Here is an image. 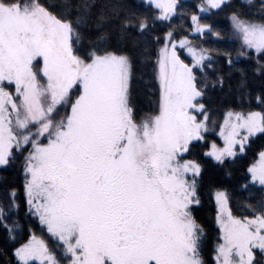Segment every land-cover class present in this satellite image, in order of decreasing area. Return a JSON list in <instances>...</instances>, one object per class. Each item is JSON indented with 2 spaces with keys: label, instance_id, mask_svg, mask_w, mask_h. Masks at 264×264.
I'll return each mask as SVG.
<instances>
[{
  "label": "snow or ice",
  "instance_id": "6c2138e0",
  "mask_svg": "<svg viewBox=\"0 0 264 264\" xmlns=\"http://www.w3.org/2000/svg\"><path fill=\"white\" fill-rule=\"evenodd\" d=\"M0 170L6 264H264V0H0Z\"/></svg>",
  "mask_w": 264,
  "mask_h": 264
},
{
  "label": "trees",
  "instance_id": "16d2710c",
  "mask_svg": "<svg viewBox=\"0 0 264 264\" xmlns=\"http://www.w3.org/2000/svg\"><path fill=\"white\" fill-rule=\"evenodd\" d=\"M185 3L191 4L193 0H184ZM223 25H227V20L224 15L221 14L219 18ZM239 43H235L232 45V48H238ZM235 54V53H234ZM243 60L241 61V65L243 66ZM133 94L134 99L137 105L144 111H149L153 107H155L154 101L156 97L153 95V91L156 88V84L153 78L152 66L149 64L147 66L140 64L137 61L136 67V75L133 80ZM217 142H220L219 140ZM260 141L257 142L256 145L253 146V150L248 153V157L240 161L238 165V169L242 170L243 166H246L247 162L250 161L251 156L254 151H257ZM208 170L206 172L205 185L201 191V200L202 204L196 209V216L200 223H202L207 231V239H206V248L205 254L211 259L212 249L215 244V238L217 235L216 225H215V201L213 198L214 187L219 185L231 186L233 181L231 178L227 177L224 174L222 169H215L211 165V161H208ZM238 174V173H237ZM7 178L9 183H21V178L14 171H2L0 170V179ZM35 230L37 234H40V228L38 223H34ZM2 238H3V230L0 229V247H2ZM8 256H11V250L8 252ZM0 264H6V258L4 255H0Z\"/></svg>",
  "mask_w": 264,
  "mask_h": 264
},
{
  "label": "rangeland",
  "instance_id": "374dc122",
  "mask_svg": "<svg viewBox=\"0 0 264 264\" xmlns=\"http://www.w3.org/2000/svg\"><path fill=\"white\" fill-rule=\"evenodd\" d=\"M218 143H220V142H218Z\"/></svg>",
  "mask_w": 264,
  "mask_h": 264
}]
</instances>
